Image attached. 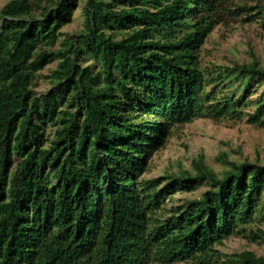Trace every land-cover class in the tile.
Returning <instances> with one entry per match:
<instances>
[{"label": "trees", "instance_id": "1", "mask_svg": "<svg viewBox=\"0 0 264 264\" xmlns=\"http://www.w3.org/2000/svg\"><path fill=\"white\" fill-rule=\"evenodd\" d=\"M75 7L8 0L0 9V264H264L253 251L222 259L215 248L259 211L264 164L223 153L218 174L200 155L194 171L141 178L175 124L243 116L264 68L209 70L198 52L226 14L257 9L247 20L264 29L261 7L88 0L84 29L56 48ZM54 60L52 88L37 95L36 74ZM248 121L264 125V90ZM201 183V196L167 210L172 194Z\"/></svg>", "mask_w": 264, "mask_h": 264}, {"label": "rangeland", "instance_id": "2", "mask_svg": "<svg viewBox=\"0 0 264 264\" xmlns=\"http://www.w3.org/2000/svg\"><path fill=\"white\" fill-rule=\"evenodd\" d=\"M8 0H0V9ZM88 0H76L71 20L62 28V35L58 39L56 48L67 36L74 38L84 29V8ZM226 6L232 10L259 5L264 14V0H225ZM257 9L243 10L238 14H226L224 20L217 24L205 37L199 52L198 61L202 68L219 70L223 66L234 63H246L256 60L264 68V29L260 18L247 20L249 14H255ZM88 58L85 63H90ZM58 60H54L40 70L34 79L33 90L40 95L52 88L48 76L56 68ZM237 86L231 82L230 87L221 84L217 97L231 95V90ZM211 86H207L209 90ZM264 90V80L255 79L249 93L244 97L241 109L243 116L239 119L210 117H195L189 122L175 124L165 144L154 151L148 160L147 168L141 178L152 179L164 177L169 173L181 170L194 171L193 160L200 155L205 163L216 173L220 174L227 166L219 159L225 154L230 161H251L264 164V125L248 121V115L253 113L256 102ZM240 92L235 94L239 97ZM52 131L51 127L47 132ZM208 188L201 183L194 189L178 190L171 199L166 200V208L178 207L187 199H194ZM259 211L253 221L240 235H232L223 240L215 248L222 255L239 253L245 250L253 251L256 256L264 257V191L260 198ZM254 233V234H253Z\"/></svg>", "mask_w": 264, "mask_h": 264}]
</instances>
